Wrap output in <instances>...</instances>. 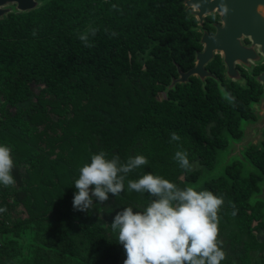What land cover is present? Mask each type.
I'll use <instances>...</instances> for the list:
<instances>
[{
  "label": "trees",
  "instance_id": "1",
  "mask_svg": "<svg viewBox=\"0 0 264 264\" xmlns=\"http://www.w3.org/2000/svg\"><path fill=\"white\" fill-rule=\"evenodd\" d=\"M85 1L98 3L102 0ZM183 1L108 0L82 14L75 12L72 6L75 0H54L68 6L60 14L63 20L49 34L47 45L31 55L20 53L27 38L25 28L17 22L0 21V69H6L0 74V115L12 131L19 132L21 119L29 116L32 97L38 100L76 97L81 99L80 104H85L100 95L101 85L106 88L107 99L113 102H119L126 91L133 94L138 108L128 141L120 144L127 128L119 113V121L125 128L115 136L104 133L100 147L94 149L88 145L87 149L92 150L91 155L101 150L109 158L118 155L122 162L135 155L148 159L147 165L128 173L123 192L117 196L109 193V199L103 202L94 198L95 206L87 211H78L72 206L77 171L71 175L69 187L61 191V197L48 203L43 211L35 212L32 208L30 216L10 227L0 222L3 238L0 264H123V246L116 238L107 237L98 223L97 208L107 210L134 205L140 209L146 206L154 197L127 189V180L138 179L146 172L161 175L180 188L206 189L222 196L224 203L217 213L219 228L239 225L243 233L255 232L253 239L259 233L264 236L263 206L252 203L253 196L260 192L259 183L264 180V136L257 146L249 147L250 144L241 150L244 162L241 158L234 159L218 176L210 175L200 180L204 169H216L229 135L238 136L239 120L233 116L235 111L244 113L246 110L244 93H231L233 101L223 104L215 91L206 88V92L192 82L190 85L177 84L166 97L160 96L170 76L175 75L173 62L180 63L182 69L188 67L197 46V35L190 28L192 16ZM127 13L132 15L131 20L114 23ZM91 29H95V35L90 34ZM81 34L89 35L90 46H85L78 38ZM33 88H37V94ZM3 122L0 121V126ZM27 122L25 120V125ZM103 125L106 129L114 126L112 122ZM26 132L34 133L30 128ZM173 132L180 137L179 141L170 139ZM179 149L187 151L194 166L191 171H185L174 159ZM23 161L32 168L39 165V160L33 156ZM88 162L87 151L81 163ZM60 163L62 161H56L49 168L48 185L53 191L61 186L57 171ZM245 166L246 176L243 175ZM12 175L15 184L21 187L22 177L15 163ZM29 196V189L22 187L13 192V201L23 203ZM234 208L236 214L232 215ZM253 222H256L254 226ZM29 229L35 233L31 259L16 262L20 251L12 240L6 242L3 235L18 238ZM236 241L234 237L233 242ZM261 243L264 244V238Z\"/></svg>",
  "mask_w": 264,
  "mask_h": 264
},
{
  "label": "rangeland",
  "instance_id": "2",
  "mask_svg": "<svg viewBox=\"0 0 264 264\" xmlns=\"http://www.w3.org/2000/svg\"><path fill=\"white\" fill-rule=\"evenodd\" d=\"M107 1L90 3L85 0H75L72 6L75 7V12L87 14L99 5L106 4ZM67 7L50 0L45 6L30 13L9 14L3 21L19 23L25 28L27 34L20 53L31 55L45 47L49 34L62 22L63 19L60 14ZM132 18V15L127 13L116 19L114 23L120 24V21H129ZM5 71L6 69H0V74ZM99 90L102 91L100 95L92 102L85 104H80L81 99L76 97L71 100L57 98L54 100H38L32 97L29 105V116L26 119H21L19 132L18 130L16 132L12 131L8 127V123L3 122L4 119L0 115V121L3 122V125L0 126V138L4 140L3 142L0 140V143L8 145L12 149V159L19 169L23 182L21 187L16 184L8 187L0 186V207L6 208L5 212L0 213V222H4L7 227L30 216L33 209H35V212L43 211L48 203L59 199L61 191L69 187L71 175L79 171L84 165L81 163L83 153L88 151V157H91L92 150L87 149V146H93L94 149L100 147L104 133L115 136L122 127H126L120 144L128 141L131 134L129 129L135 120L134 113L138 108L135 102L136 99L133 94H128L126 91L119 102H113L107 99L106 92H104L105 87L100 85ZM33 91L36 94L38 92L37 88H33ZM116 91L119 92L120 89L118 88ZM119 113L123 115L122 120L125 122V127L119 121ZM25 120H28L27 125H25ZM104 122H112L114 126L111 129H106V126L103 125ZM257 126L258 123L249 124L245 128L244 136L241 137L240 141L233 143L229 150L226 153L224 152L223 156L218 159L216 169L212 171L204 169L200 180L206 176L210 177V175L213 177L218 176L227 165L234 161V158L231 157L240 155L242 147L247 143L255 144L259 139ZM28 128L32 129L34 133L28 134L26 132ZM30 156L39 160V165L36 168H32L30 164L23 161ZM56 161H62L57 168L61 186L59 190L53 191L48 185V182H50L49 168ZM247 170L245 166L244 176L247 175ZM22 187L29 189V198L23 203L13 201V192L20 191ZM252 203L262 204L261 213L264 222L263 186H260V192L253 196ZM122 209L103 210L100 207L97 208L98 223L105 229L107 237L116 238L115 233L111 231L110 224L117 212ZM255 224L256 222H253L252 225ZM238 227L239 225L232 224L228 227H218L217 240L226 254L221 264H264V244L261 243L264 236L259 233L256 239H253L255 232L249 235L239 231ZM3 236L6 242L12 240L15 243L16 250L20 251V255L16 257V262L19 259L23 262L31 259L35 246V233L32 229L20 233L18 238L12 237L11 234ZM234 237L237 238L236 242H233ZM125 258L124 251L121 263Z\"/></svg>",
  "mask_w": 264,
  "mask_h": 264
},
{
  "label": "clouds",
  "instance_id": "3",
  "mask_svg": "<svg viewBox=\"0 0 264 264\" xmlns=\"http://www.w3.org/2000/svg\"><path fill=\"white\" fill-rule=\"evenodd\" d=\"M90 34L95 35V29H91ZM78 38L85 46H90L88 34H81ZM170 139L179 141L180 137L173 132ZM11 154L12 149L0 143L2 187L16 183L12 175L14 162ZM174 159L185 171L192 170L193 164L186 150H177ZM147 164L144 155L129 156L126 162H122L118 155L109 158L103 150L91 155L90 162L79 169L73 182L76 189L73 208L87 211L95 206L94 198L103 202L109 199V193L119 195L125 190L128 173ZM127 189L148 193L154 198L140 209L134 205L123 207L110 224L116 241L125 251L123 264H221L224 261L226 254L217 240V213L224 203L222 196L206 189L180 188L151 172L127 180ZM5 211L6 208L0 207V213ZM235 214L234 208L232 215Z\"/></svg>",
  "mask_w": 264,
  "mask_h": 264
},
{
  "label": "flooded vegetation",
  "instance_id": "4",
  "mask_svg": "<svg viewBox=\"0 0 264 264\" xmlns=\"http://www.w3.org/2000/svg\"><path fill=\"white\" fill-rule=\"evenodd\" d=\"M229 1H234L237 6L242 5L239 0ZM229 1L226 3L227 5H231ZM244 1L245 3L248 2V7L252 5L254 9H250V11L241 9L239 14L236 11L232 18L230 11L225 14L224 11L215 9L203 18L201 24L197 16L194 15L196 10L194 8L187 10L188 14L190 12L193 13L191 17L193 22L190 28L194 30L195 36L197 35V46L193 49V56L189 61L188 67L182 69L180 63L176 64L173 62L175 75L170 76L168 85L165 86V90L160 94L162 98L166 97L170 92L169 90L173 89L177 84L190 85L192 82L198 83L199 88H204L206 92V88L215 91L216 96L223 104L224 102L230 104L229 100L233 101L231 93H244L247 100L246 110L244 113L235 111L233 116L239 120V134L238 136L229 135L226 147L221 153L222 156L233 143L240 141L241 137L244 136L245 128L249 124L258 123L259 139L257 141L261 142L264 136V0ZM228 9L230 10V8ZM203 33H206L209 39L214 38L213 40H217L219 37L224 36L227 40L229 39L233 46L239 44L242 57L240 60L235 59L231 68L228 69L224 62L225 53L223 47L214 48L211 58L203 66V70L207 73L204 78L193 74L185 82L175 83L173 87L168 88L172 79H178V69L182 73H187L197 66L196 56L204 49V46L200 44ZM257 141L255 144L251 143L249 147L257 146ZM241 150L244 151L245 149L242 147ZM241 150L239 156L236 155L231 158H241L244 162L243 157H241ZM259 184L264 187V180Z\"/></svg>",
  "mask_w": 264,
  "mask_h": 264
},
{
  "label": "water",
  "instance_id": "5",
  "mask_svg": "<svg viewBox=\"0 0 264 264\" xmlns=\"http://www.w3.org/2000/svg\"><path fill=\"white\" fill-rule=\"evenodd\" d=\"M228 1L229 0H184L183 4L185 6V9L194 8L196 10L194 12V15L197 16L200 24L202 23L203 18L215 9L217 11H224L225 14L230 11L231 18L235 15L236 11L239 14L241 9L243 11H250V9H254L252 5L248 7V2L245 3L244 0H239L242 4L241 6H237L234 1H229L231 5L228 4V6L226 4ZM47 2L48 0H0V21L5 19L11 13H28L37 10L44 6ZM228 8H230V10ZM190 15L193 16V13L190 12ZM213 39H209L206 33H203L200 39V44L204 46V49L196 56V59L198 61L197 66L187 73H182L178 69V79H172L168 88L173 87L175 83L185 82L188 77L192 76L193 74H197L200 76V78H204L207 73L205 72V70H203V66L211 58L212 50L214 48L223 47L225 53L224 62L226 63L228 69L231 68L235 59L240 60L242 54L241 48L238 46L239 44L233 46L229 39L227 40V38H225L224 36L219 37L217 40ZM250 144L251 143H247L245 146H248Z\"/></svg>",
  "mask_w": 264,
  "mask_h": 264
},
{
  "label": "built area",
  "instance_id": "6",
  "mask_svg": "<svg viewBox=\"0 0 264 264\" xmlns=\"http://www.w3.org/2000/svg\"><path fill=\"white\" fill-rule=\"evenodd\" d=\"M2 247H3V238H2V236L0 235V250H1Z\"/></svg>",
  "mask_w": 264,
  "mask_h": 264
}]
</instances>
